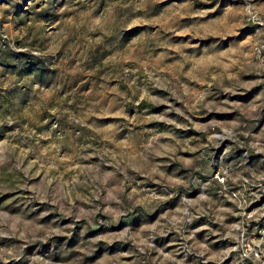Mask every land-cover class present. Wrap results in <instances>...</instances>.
I'll list each match as a JSON object with an SVG mask.
<instances>
[{
	"label": "rangeland",
	"instance_id": "1",
	"mask_svg": "<svg viewBox=\"0 0 264 264\" xmlns=\"http://www.w3.org/2000/svg\"><path fill=\"white\" fill-rule=\"evenodd\" d=\"M0 264H264V0H0Z\"/></svg>",
	"mask_w": 264,
	"mask_h": 264
}]
</instances>
